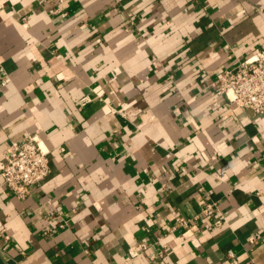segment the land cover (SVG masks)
<instances>
[{
  "label": "crops",
  "instance_id": "1",
  "mask_svg": "<svg viewBox=\"0 0 264 264\" xmlns=\"http://www.w3.org/2000/svg\"><path fill=\"white\" fill-rule=\"evenodd\" d=\"M55 7L0 0V162L37 136L51 170L25 199L0 174V264H264V113L213 88L264 47V0ZM206 203L221 228L171 231Z\"/></svg>",
  "mask_w": 264,
  "mask_h": 264
},
{
  "label": "built area",
  "instance_id": "2",
  "mask_svg": "<svg viewBox=\"0 0 264 264\" xmlns=\"http://www.w3.org/2000/svg\"><path fill=\"white\" fill-rule=\"evenodd\" d=\"M55 1L56 7L51 14L66 17L67 14L62 9L66 0ZM8 81L7 78H3L2 84L6 85ZM213 88L219 95L224 96L230 105L242 111H249L255 115L264 113V47L259 48L234 68L223 71ZM79 103L80 109H83L92 103V98L83 96ZM50 172L49 150L37 136H28L12 144L0 162L3 185L19 199H25L35 189L42 188ZM202 217H212L213 222L208 227L209 230L221 228L224 224L217 204L206 203L196 216L178 218L171 231L189 230ZM45 233H49V230ZM258 239L259 235L255 234L249 237V242L254 244ZM142 247L146 249L145 245ZM165 249L166 246L162 245V250ZM159 256L162 257V253Z\"/></svg>",
  "mask_w": 264,
  "mask_h": 264
}]
</instances>
